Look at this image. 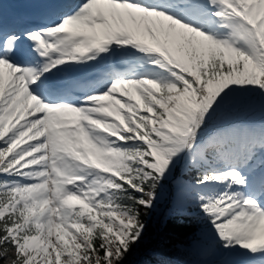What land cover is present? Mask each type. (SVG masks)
<instances>
[{
  "label": "snow or ice",
  "instance_id": "6c2138e0",
  "mask_svg": "<svg viewBox=\"0 0 264 264\" xmlns=\"http://www.w3.org/2000/svg\"><path fill=\"white\" fill-rule=\"evenodd\" d=\"M0 264H264V0H0Z\"/></svg>",
  "mask_w": 264,
  "mask_h": 264
},
{
  "label": "trees",
  "instance_id": "16d2710c",
  "mask_svg": "<svg viewBox=\"0 0 264 264\" xmlns=\"http://www.w3.org/2000/svg\"><path fill=\"white\" fill-rule=\"evenodd\" d=\"M155 227H156L155 222H153V231H155Z\"/></svg>",
  "mask_w": 264,
  "mask_h": 264
}]
</instances>
